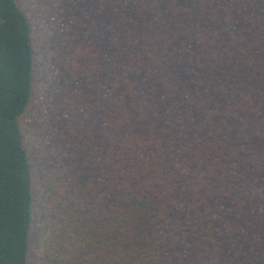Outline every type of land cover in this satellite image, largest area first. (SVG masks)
I'll return each mask as SVG.
<instances>
[{"label": "trees", "instance_id": "obj_1", "mask_svg": "<svg viewBox=\"0 0 264 264\" xmlns=\"http://www.w3.org/2000/svg\"><path fill=\"white\" fill-rule=\"evenodd\" d=\"M0 264H264V0H0Z\"/></svg>", "mask_w": 264, "mask_h": 264}]
</instances>
